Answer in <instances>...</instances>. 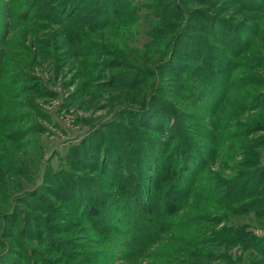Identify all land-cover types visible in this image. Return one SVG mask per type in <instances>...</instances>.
<instances>
[{"label":"rangeland","instance_id":"obj_1","mask_svg":"<svg viewBox=\"0 0 264 264\" xmlns=\"http://www.w3.org/2000/svg\"><path fill=\"white\" fill-rule=\"evenodd\" d=\"M0 264H264V0H0Z\"/></svg>","mask_w":264,"mask_h":264}]
</instances>
